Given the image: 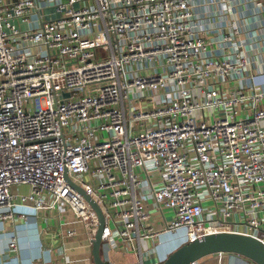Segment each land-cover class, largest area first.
Segmentation results:
<instances>
[{
	"label": "built area",
	"instance_id": "built-area-1",
	"mask_svg": "<svg viewBox=\"0 0 264 264\" xmlns=\"http://www.w3.org/2000/svg\"><path fill=\"white\" fill-rule=\"evenodd\" d=\"M261 10L259 0H0V224L25 219L15 208L35 218L65 206L90 244L97 218L72 184L98 207L101 242L115 236L139 259L142 241L177 230L184 242L264 243L254 83L264 41L250 46L251 26L264 34ZM20 186L26 195L11 193ZM146 202L172 214L160 231ZM7 248L17 251L14 236Z\"/></svg>",
	"mask_w": 264,
	"mask_h": 264
},
{
	"label": "crops",
	"instance_id": "crops-1",
	"mask_svg": "<svg viewBox=\"0 0 264 264\" xmlns=\"http://www.w3.org/2000/svg\"><path fill=\"white\" fill-rule=\"evenodd\" d=\"M262 5L259 21L264 20V0H259ZM262 24V23H261ZM260 26H251L250 36L253 38L250 46L256 48V43L264 41V34L259 36L255 29ZM263 33V32H262ZM259 37V38H258ZM261 51V57H255L264 63V47L258 48ZM264 67V65H263ZM256 70V69H253ZM254 74L255 71H253ZM254 83L264 85V74L256 75ZM264 109V104L260 106ZM264 126V125H263ZM12 190V189H11ZM146 211L152 217V225L155 231H160L165 221L164 213L171 216V212L163 210L159 214L146 202ZM15 214L26 215L25 219H13L12 222L0 224V264H93L90 254V244L86 241L83 229L65 206H59L58 210L50 213H39L35 216L24 209L15 208ZM164 212V213H163ZM166 222V221H165ZM67 231L72 236L67 237ZM16 238L17 251L11 253L7 248L9 237ZM161 241H142L140 243L141 255H138L131 249H124L119 244L115 236H111L107 241L102 242L101 259L103 264H146L151 261H161L165 258V253L158 255V246ZM151 250V251H150ZM150 251V252H149ZM160 256V259H159ZM195 264H251L247 260L234 255L207 256L200 259Z\"/></svg>",
	"mask_w": 264,
	"mask_h": 264
},
{
	"label": "water",
	"instance_id": "water-1",
	"mask_svg": "<svg viewBox=\"0 0 264 264\" xmlns=\"http://www.w3.org/2000/svg\"><path fill=\"white\" fill-rule=\"evenodd\" d=\"M70 185L96 215L98 224L90 241V254L93 264H103L100 257L102 246L100 231L103 225L101 213L98 207L78 187ZM219 255H234L247 260L251 264H264V243L242 234H210L192 242H183L161 260L160 264H195L207 256Z\"/></svg>",
	"mask_w": 264,
	"mask_h": 264
},
{
	"label": "rangeland",
	"instance_id": "rangeland-1",
	"mask_svg": "<svg viewBox=\"0 0 264 264\" xmlns=\"http://www.w3.org/2000/svg\"><path fill=\"white\" fill-rule=\"evenodd\" d=\"M140 109L144 110L145 109V103L141 102L140 103ZM237 110V109H235ZM231 112V110H229ZM216 111L214 109H210L208 112H204V119L210 121L212 116H215ZM247 112L243 111L240 113L241 115H246ZM101 138L106 139L105 134H101ZM11 193L13 194H18L20 196H24L28 193V188L26 186H20L18 188H12ZM164 213V212H163ZM165 221L168 222L171 218V216L166 215L164 213ZM158 241H161V244L157 247L159 252L157 251L158 255L160 253H165V250L168 248L170 251L167 252L166 256L171 253L174 249L179 247L183 242H184V235L182 230H177L173 232H169L166 234H161L158 237ZM165 256V257H166ZM160 259V256H159Z\"/></svg>",
	"mask_w": 264,
	"mask_h": 264
}]
</instances>
